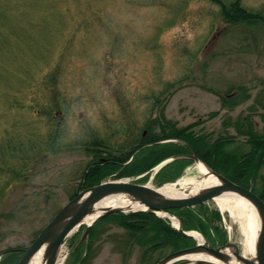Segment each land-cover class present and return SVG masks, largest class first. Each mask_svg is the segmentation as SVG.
Returning a JSON list of instances; mask_svg holds the SVG:
<instances>
[{"label": "rangeland", "instance_id": "374dc122", "mask_svg": "<svg viewBox=\"0 0 264 264\" xmlns=\"http://www.w3.org/2000/svg\"><path fill=\"white\" fill-rule=\"evenodd\" d=\"M242 3L264 12V0ZM219 12L209 0H0V263L5 251L30 247L80 192L94 134L128 148L132 132L145 139L166 120L199 123L198 132L236 136L230 150H249L234 124L251 118L263 127L264 25L229 28ZM6 162L27 164L9 185ZM157 173L130 179L158 187ZM201 176L190 164L176 183ZM206 204L223 217L224 244L243 254L252 238L246 217ZM96 226L85 264H156L175 252L143 256L136 244L128 254L124 228L110 219ZM82 233L68 238L61 264L71 263Z\"/></svg>", "mask_w": 264, "mask_h": 264}, {"label": "trees", "instance_id": "16d2710c", "mask_svg": "<svg viewBox=\"0 0 264 264\" xmlns=\"http://www.w3.org/2000/svg\"><path fill=\"white\" fill-rule=\"evenodd\" d=\"M209 1L219 7L221 21L229 28L241 25H264V12L248 9L243 5L242 0ZM54 79L52 76L50 79L52 83H55ZM224 101L227 102L229 99ZM214 114L217 113L212 115ZM261 117L263 123L261 130L256 128L251 118L240 119L234 124L237 134L246 137V143L249 145L248 151L241 152L229 149L236 136L220 134L215 137L211 133L198 132L195 127L199 123L179 127L176 122L166 120L161 123L159 132L149 133L145 139H138L132 132L128 137L130 138V145L127 146L129 149L124 147L125 145L115 146L109 138L94 134L84 143L85 149L94 154V160L89 165L90 170L84 174L85 187L99 185L108 178L135 177L145 173L149 175L153 169L174 156L194 153L211 169L243 187L251 188L264 200V113ZM150 126L151 124L147 128L149 129ZM227 126L228 124L225 125ZM55 139L51 143L54 144V149H57L59 140ZM113 150L118 155L112 156ZM101 157L106 159L98 161L97 159ZM6 163L7 168H4L5 172L1 174L2 178L10 176L6 179V185L25 175L27 164ZM190 164L192 160L188 158H178L166 164L155 177L156 185L177 180ZM170 212L180 219L185 231H199L213 245L225 243L224 232L218 225L223 217L218 210H211L207 204H201L194 208L173 209ZM106 219L115 221L128 232L129 239L125 243L129 249L128 254L136 244L144 250L143 256L150 251L153 252L154 247H169L176 251L195 244L192 238L182 235L171 226L168 220L154 213L143 211L120 213L110 215ZM97 232L96 226L90 234L91 240L95 239ZM91 243L86 250L89 253ZM84 249L83 246L74 252L75 262L81 260ZM17 250L5 251L0 264H17L22 256V253Z\"/></svg>", "mask_w": 264, "mask_h": 264}, {"label": "water", "instance_id": "95a60500", "mask_svg": "<svg viewBox=\"0 0 264 264\" xmlns=\"http://www.w3.org/2000/svg\"><path fill=\"white\" fill-rule=\"evenodd\" d=\"M186 157L193 159L195 162H200L194 154ZM176 158L178 157L172 159ZM210 171L219 180L218 185L207 187L196 194L182 197L167 196L159 191L158 188L149 184L144 185L132 182L130 179L106 181L90 188H82L79 194L69 201L41 230L31 246L23 250V256L18 264H30L33 257L42 249H44V263L57 264L61 247L67 238L79 227L86 225V230L77 248L86 242L97 221L111 214L126 213V211L119 208L106 209L92 224L85 222V219L95 212V207L101 200L116 193L127 195L132 201L139 203L143 207L132 212L147 211L154 214L158 211L195 207L214 200L223 194L235 193L250 201L258 215L259 231L254 259L244 256L241 253L239 245L236 243H227L223 246L213 247L205 240L203 244L197 243L193 247L177 250L161 259L157 264H208L209 262L206 260L192 262L185 258L189 254L203 252L208 253L225 264H231L232 260H238L243 264H264V201L251 189L243 187L213 170ZM178 230L182 235L194 238L190 232L183 230L180 222Z\"/></svg>", "mask_w": 264, "mask_h": 264}, {"label": "bare ground", "instance_id": "6f19581e", "mask_svg": "<svg viewBox=\"0 0 264 264\" xmlns=\"http://www.w3.org/2000/svg\"><path fill=\"white\" fill-rule=\"evenodd\" d=\"M197 167L199 171L202 173L200 179L190 182L187 186H180V182L177 184H165L160 186L158 189L159 191L163 192L165 195L170 197H182V196H189L200 192L202 189L215 186L219 184V180L217 177L211 173L209 168L202 162L197 163ZM216 206L222 212H229L231 215H236L240 219L242 217H246L247 219V226L249 229L250 234H252L251 242L246 243L244 245L243 254L244 256L251 255L252 259L256 256V245L254 242V236L258 235L259 231V219L256 213L254 206L248 201L247 199L235 194V193H226L221 196H218L214 199ZM112 208H119L123 209L126 212L142 209L143 207L134 201H132L127 195L122 193H116L113 195H109L101 200L95 207V212L89 215L85 222L87 224H92L96 218L103 213L106 209ZM164 215V214H163ZM172 222L175 227L178 226V222L171 217ZM198 243L203 244L205 243V238L197 233L191 232L190 233ZM230 252V251H229ZM187 260L196 262L199 260H206L209 262L208 264H225L221 262L219 259L209 255L208 253H197V254H189L185 257ZM61 261H59L58 264ZM30 264H45L44 263V249L38 252L33 259L31 260ZM231 264H243L238 260H232Z\"/></svg>", "mask_w": 264, "mask_h": 264}, {"label": "flooded vegetation", "instance_id": "af4514ba", "mask_svg": "<svg viewBox=\"0 0 264 264\" xmlns=\"http://www.w3.org/2000/svg\"><path fill=\"white\" fill-rule=\"evenodd\" d=\"M105 160V159H104ZM97 235H98V233H97ZM96 238H97V236L95 237V239H93V240H91L90 239V236H89V239H88V241L86 242V244L84 245V250H87V248H88V246H89V244L91 243V251H92V246H93V244H94V242L96 241ZM86 252V254L87 253H89V252H87V251H85ZM85 252L83 253V254H85ZM74 254V253H73ZM85 259H86V255H85ZM75 255H73V258H72V260H71V263L70 264H85L86 263V261H85V263L84 262H82V261H77V262H75Z\"/></svg>", "mask_w": 264, "mask_h": 264}]
</instances>
